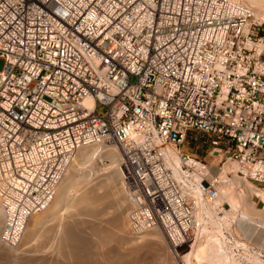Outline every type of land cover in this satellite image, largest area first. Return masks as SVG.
Here are the masks:
<instances>
[{
	"label": "built area",
	"instance_id": "1",
	"mask_svg": "<svg viewBox=\"0 0 264 264\" xmlns=\"http://www.w3.org/2000/svg\"><path fill=\"white\" fill-rule=\"evenodd\" d=\"M260 19L232 0H0L2 245L21 243L77 151L103 144L133 235L160 231L180 263L203 245L264 264L218 202L230 173L183 151L199 133L264 190Z\"/></svg>",
	"mask_w": 264,
	"mask_h": 264
},
{
	"label": "rangeland",
	"instance_id": "2",
	"mask_svg": "<svg viewBox=\"0 0 264 264\" xmlns=\"http://www.w3.org/2000/svg\"><path fill=\"white\" fill-rule=\"evenodd\" d=\"M263 1L261 0L260 3L262 2L261 4H264ZM239 3H243V4L247 5L253 11V13H254V10L260 11L261 15L263 14L262 15L263 18H261L260 20L264 22V8H263L264 6L262 7L261 4H260L261 6H255L254 4L249 2V0H240ZM3 64H4V62L0 61V70H2ZM100 113H102V110L100 111ZM204 142H205V137L203 135L193 132V133L188 135V137L184 143L183 151L187 154H190V155L200 159V160H204L208 163H212L213 166H216L218 168H222L223 164L225 162L223 155L221 153H219L218 155L211 158L209 156V148L206 145V143H204ZM107 147H109V146H107ZM94 157H93L94 158L93 162H91V163H93V166L95 167V171H92L90 169L92 167V165H91V167L89 166L90 163H88L82 159H80L78 161V159L76 158V160H75L76 162L72 161L74 166L72 165L71 167H74V168L69 167V170L66 174L69 176H68V178L66 177V179H65V182L68 181V183L67 184L65 183V185H67L69 188L68 187L66 188V193H65V198H64L65 201L64 202H67L68 199H70L71 197L74 198L73 196H76L77 194H79L81 192L84 193L85 191H87V190H85L87 188L86 185L89 186V185H91L90 183L95 182L97 180V177H98L97 174H99V175L102 174V172L105 169H107V167H108V169H107L108 171L111 169L110 167L112 165L110 166L111 161L109 158H106L105 156H98V157L94 156ZM74 163H76V164H74ZM228 167H231V166L228 165ZM72 170L73 171L75 170V173ZM90 171H92V172H90ZM88 172H90V174ZM236 173L239 177L241 176V174L238 172V170H236ZM77 174H78V177H77ZM96 175H97V177H96ZM228 176H229V178L232 177L231 174ZM80 177H82V178H80ZM74 179H78V180H76V182L79 181V179H80L79 183H81L82 185L74 182ZM228 181H229L228 184L222 188H224L227 191V193H229V198L231 199V203H234L236 205L234 207V210L236 211V214H239V216H240L241 213L245 212V209H244L245 207H243V204H242L243 200L241 199V197L239 195L238 184L232 178L229 179ZM73 182H74V184H73ZM85 182H86V184H85ZM118 182H119V184H118ZM118 182L115 185L109 184L110 186L109 185L104 186V188L102 187L103 189L101 187H100L101 189L98 188L96 193L98 196L100 195L99 197H101V198H102V196L104 197V199H103L104 202L102 199L99 198L98 200L100 202L98 201L95 204L96 206L93 205V209L97 213L94 212L93 214H87L86 215V213L84 211L79 212V209H77V210L74 209L75 212L73 210H72L73 211L72 212L71 209L66 210L65 208H63L61 210L62 213H60V212L55 213L54 216L52 217L53 220L52 219L48 220L46 224L45 223L42 224V226H39L38 229L34 228L33 226L31 227L32 223L31 224L29 223L28 228H31V229L27 233V236L29 233L31 235H33V231H34L33 237L34 236L35 237L33 239L35 242L33 241L32 236H29L30 238L29 237H22V239L24 238V240H21L20 244L22 245L23 248L20 247L21 245L19 244L14 249L8 250V248H7V249H4L5 250L4 251L3 245L0 241V244H1L0 246H2L0 248V251L3 250L0 252V264H23V263L24 264H27V263H29V264H134L135 263L136 264L137 262H138L137 264H181L180 262L175 260L170 248L168 247V245H167L163 235L160 233V231L151 230V231H148L145 234L140 235V236H135L130 232V230L128 228L127 213L129 211V209L131 208V204L129 203V201L126 197V192L123 190L122 184H120L121 181L118 180ZM80 187H81V189H80ZM118 190H120V192ZM56 192H57V190H56ZM69 192L71 195L69 194ZM120 194L122 196L124 195V197H122ZM122 198L125 200L124 202H126V206L124 203H122V200H123ZM259 198L260 197H258V198L254 197L253 198V207L256 209V211L257 210L262 211L263 206H264L261 203V200H260L261 198L260 199ZM126 199H127V201H126ZM105 200H106V202H105ZM250 200H251V197H250ZM65 204H67V203H64V206H65ZM98 204H102V205H98ZM77 206H79V205H77ZM105 206H107V207H105ZM117 207L121 208V213H120L122 216L121 219H118V217L119 218L121 217L120 215L117 216L118 211L117 212L114 211V210H116ZM231 207L233 208V204ZM79 208L83 209L82 206ZM224 208L229 209L226 205H224ZM0 210H1V208H0ZM263 212H264V210H263ZM99 213L101 214V216ZM111 213L114 214L115 216L112 215ZM95 214H97V215H95ZM36 215L38 216V213ZM90 215L95 216V217H92ZM33 216H35V214ZM110 216L113 218H111ZM116 216H117V219L115 218ZM115 220H116V222H115ZM236 221H237V225H238L237 226V229H238L237 232L239 233V235H241L243 237L242 227L244 225L243 224L244 222L242 220H240L239 217H238V219H236ZM2 224H1V226H2ZM247 226L248 225H245L243 228L246 229ZM2 227L0 228L1 229L0 230V236H1ZM94 229H95V231H94ZM73 232H74V234H73ZM67 233L69 235L73 234V236H69ZM24 234H25V231L23 233V236H24ZM156 234L157 235L159 234L160 238H159V236L158 237L154 236ZM257 235H258V237L259 236L264 237V233H262V231H260ZM25 236H26V234H25ZM150 236L151 237L153 236V238L151 239ZM133 237H135L134 240L135 239L143 240L142 242H140V241L138 242V243H140L139 245L137 243H136L137 245L134 244L136 246V248H134V245H131V243H130L131 242L130 239H133ZM154 238H155V240H154ZM30 240H31V242H30ZM148 240H150V241H148ZM71 241L74 242L76 245L77 244L78 245L76 246V245H74V243H72V245H71ZM65 243L70 244V246L66 245ZM250 243H251V245L256 247L252 242H250ZM142 244L143 245L145 244V245L143 246ZM150 244H151V246H150ZM157 244L159 245V247H157ZM25 246H27V248ZM75 246H76V248H79V249H76ZM156 247H157V249H156ZM203 247L204 246L202 245V248ZM4 248H6V247H4ZM60 248H61V250H60ZM73 248H74V250L71 251V249H73ZM256 248H258V247H256ZM19 249L21 250V253H20ZM135 249H136V251H135ZM62 250H64V251H62ZM207 250H208L207 247H204L202 249V251H204V252H202V253L204 255H207L206 254V253H208ZM210 250L214 251L213 249H210ZM260 251H262V250L260 249ZM28 253H29V256L27 255ZM17 254L19 256H16ZM3 255L5 258L3 257ZM66 256H68V257L66 258ZM134 257H135V259H133ZM7 258H9V259L7 260ZM76 259L79 261H77ZM188 263L189 264H212L209 261L200 260L199 258H197L195 260V258L193 257V254H190L189 259H188Z\"/></svg>",
	"mask_w": 264,
	"mask_h": 264
},
{
	"label": "bare ground",
	"instance_id": "3",
	"mask_svg": "<svg viewBox=\"0 0 264 264\" xmlns=\"http://www.w3.org/2000/svg\"><path fill=\"white\" fill-rule=\"evenodd\" d=\"M232 1H234V2H240V0H232ZM260 1L261 0H249V2H251L252 4H254L255 6H261L262 5V7L264 6V4H261L260 3ZM263 1V0H262ZM264 2V1H263ZM261 4V5H260ZM264 8V7H263ZM254 15L256 16V17H258V18H263L262 17V15H261V12L260 11H258V10H254ZM94 156H105L106 158H109L110 159V161H111V164H110V170L108 171L107 169H108V167H107V169H105L103 172H102V174H97L98 175V177H97V175H96V177H97V180L95 181V182H93V183H90L91 185H86L87 186V188L85 189V190H87V191H85L84 193L83 192H81V193H79V194H77L76 196H73L74 198H70V199H68V201L67 202H64L65 200H64V198H65V193H66V188L68 187L67 185H65V183L67 184L68 183V181L67 182H65V179H66V177L68 178V176L69 175H65V177L64 178H62V180H61V182H60V184H59V186H58V189H57V192H56V194H55V197H54V199H53V201L51 202V204L44 210V211H42L40 214L38 213V216L35 214V216H33L32 215V217L28 220V223H27V227H26V230H25V234H26V236H25V234H24V236L23 237H29V236H32V239L35 237H33V235H34V231H33V235H31L30 233V235L28 234V236H27V233L30 231V229L31 228H28V225H29V223L31 224L32 223V225H31V227L33 226L34 228H37L38 229V227L39 226H42V224H46L47 223V221L48 220H51L52 219V217L54 216V214L55 213H57V212H60V213H62L61 212V210L63 209V208H65L66 210H69V209H71V211L73 210L74 212H75V210L74 209H79V212L80 211H84L85 213H86V215L87 214H93L95 211H94V209H93V205H95L99 200V198L100 199H104V197L102 196V198L101 197H99L98 195H97V193H96V191L98 190V188H104V186H107V185H109V184H111V185H115L117 182H118V180H120L121 181V173H120V170H119V165H120V155H119V153H118V151L115 149V148H112V147H107L106 145H103V144H99V145H93V146H87V147H82V148H80L78 151H77V153H76V155H75V157H74V160H73V162H76L75 160H76V158L78 159V161L80 160V159H82V160H84V161H86V162H88V163H90V167H91V165H92V167L90 168L92 171H95V167L93 166V163H91V162H93V159L95 158ZM94 157V158H93ZM81 160V161H82ZM99 160V159H98ZM73 162H72V164L70 165V167L73 165ZM78 163V162H77ZM83 163V162H82ZM74 164H76V163H74ZM99 164V163H98ZM74 166V165H73ZM77 167V166H76ZM85 167V166H84ZM71 168H74V167H71ZM89 169V170H90ZM98 169V168H97ZM88 170V171H89ZM236 170H237V167H235V166H233V167H228L227 165H224L223 166V168H222V174L224 175V177H225V174H228V173H230V174H232V179L238 184V188H239V195H240V197H241V199L243 200V207H245L244 209H245V212H243V213H241L240 214V216H239V214H236V211L234 210V207L236 206L234 203H231V199L229 198V193H227V191L224 189V188H222V187H225V185L223 186H221V188L219 189V199H218V202H220V203H222V204H224V205H226L229 209L228 210H226V216H228V217H230V218H232V220L234 221V222H236L237 223V221H236V219H238V217H239V219L240 220H242L244 223V225H243V227L245 226V225H248L247 226V228L246 229H244L243 227H242V231H243V237H241V239L242 240H244V241H247V242H251L252 241V239L255 237V236H257V234L260 232V231H263L264 232V212H263V210H264V206H263V209H262V211L261 210H257L256 211V209L255 208H253V198L254 197H260L259 199L263 202V205H264V190L263 189H260V188H258V187H256L255 185H253V184H251L249 181H247L246 179H244V178H242V177H239L237 174H236ZM71 171V170H70ZM73 171V170H72ZM92 171H90V172H92ZM74 173H75V170L73 171ZM90 172H88L89 174H90ZM100 173V172H99ZM70 174V173H69ZM82 176V175H81ZM101 176V177H100ZM77 177H78V174H77ZM93 177V176H92ZM91 177V178H92ZM95 177V176H94ZM100 177V178H99ZM80 178H82V177H80ZM88 178V177H87ZM84 179V178H83ZM69 180V179H68ZM73 180V179H72ZM76 180H78V179H74V182H76ZM85 180V179H84ZM83 180V181H84ZM89 180V179H88ZM225 180H227V179H225ZM91 181V180H90ZM72 182V181H71ZM70 182V183H71ZM74 182H73V184H74ZM80 182V179H79V181H77L76 183L78 184ZM87 182V181H86ZM86 182H85V184H86ZM79 184H81V183H79ZM118 184H119V182H118ZM121 184V183H120ZM71 185V184H70ZM82 185V184H81ZM77 186V185H76ZM95 186V187H94ZM110 186V185H109ZM117 186V185H116ZM74 187V186H73ZM78 187V186H77ZM85 187V186H84ZM118 187V186H117ZM120 187V186H119ZM69 188V187H68ZM72 188V187H71ZM100 188V189H101ZM102 188V189H103ZM110 188V187H109ZM77 189V188H76ZM80 189H81V187H80ZM117 189V188H116ZM115 189V190H116ZM121 190V189H120ZM120 190H118L119 192H120ZM124 190V189H123ZM68 191V190H67ZM84 191V190H83ZM114 191V190H113ZM76 192V191H75ZM122 192V191H121ZM72 193V192H71ZM77 193V192H76ZM108 193V192H107ZM117 193V192H116ZM123 193V192H122ZM69 194H70V192H69ZM71 195V194H70ZM106 195V194H105ZM104 195V196H105ZM108 195V194H107ZM121 195V194H120ZM69 196V195H68ZM110 196V195H109ZM122 196V195H121ZM120 196V197H121ZM67 197V196H66ZM70 197V196H69ZM78 197V198H77ZM122 197H124V195L122 196ZM250 197H251V200H250ZM109 198V197H108ZM114 199V198H113ZM123 199V198H122ZM119 200V199H118ZM121 200V199H120ZM125 200L123 199L122 200V203H124L125 204V206H126V202H124ZM126 201H127V199H126ZM100 202V201H99ZM103 202H104V200H103ZM105 202H106V200H105ZM116 202V201H115ZM64 203H67V204H65V206H64ZM112 203V202H111ZM114 203V202H113ZM116 204V203H115ZM232 204H233V208L231 207L232 206ZM252 204V205H251ZM77 205H79V206H77ZM98 205H102V204H98ZM123 205V204H122ZM82 206V208L83 209H80L79 207H81ZM96 206V205H95ZM114 206V205H113ZM124 206V205H123ZM105 207H107V206H105ZM110 207V206H109ZM112 207V206H111ZM99 208V207H98ZM115 208V207H114ZM108 209V208H107ZM125 209V208H124ZM72 211V212H73ZM114 211H118V215L117 216H121V208L120 207H117L116 208V210H114ZM110 212V211H109ZM84 213V214H85ZM95 213H97V212H95ZM123 213V212H122ZM83 214V213H82ZM100 214V213H99ZM98 214V215H99ZM112 214V213H111ZM232 214V215H231ZM95 215H97V214H95ZM112 215H114V214H112ZM90 216H92V215H90ZM100 216H101V214H100ZM104 216V215H103ZM115 216V215H114ZM117 216L115 217L116 219H117ZM36 217V218H35ZM89 217V216H88ZM92 217H95V216H92ZM91 217V218H92ZM111 217V216H110ZM227 217V218H228ZM50 218V219H49ZM97 218V217H96ZM101 218V217H100ZM111 218H113V217H111ZM122 218V216L119 218L118 217V219H121ZM250 218V219H249ZM53 220V219H52ZM99 220V219H98ZM111 220V219H110ZM119 221V220H118ZM117 221V222H118ZM115 222H116V220H115ZM3 214H2V212H1V210H0V228L3 226ZM121 223V222H120ZM1 224H2V226H1ZM118 224V223H117ZM114 226V225H113ZM119 226V225H118ZM207 227L206 226H204L203 228H202V230H203V232H205L207 229H206ZM1 230V229H0ZM33 230V229H32ZM238 230V229H237ZM94 231H95V229H94ZM98 231V230H97ZM119 231V230H118ZM157 231V230H156ZM49 233V232H48ZM37 234V233H36ZM40 234V233H39ZM43 234V233H42ZM68 234V233H67ZM73 234H74V232H73ZM73 234H68L69 236H73ZM99 234V233H98ZM44 235V234H43ZM81 235V234H80ZM129 235V234H128ZM68 236V237H69ZM154 236H159V234L157 235H154ZM151 237V236H150ZM156 237V238H157ZM30 238V237H29ZM28 238V239H29ZM71 238V237H70ZM134 238L135 237H133V239H130L131 240V245H139L140 243H138L139 241L140 242H142L143 240H137V239H135L134 240ZM148 238V237H147ZM153 238V236L151 237V239ZM159 238H160V236H159ZM158 238V239H159ZM36 239V238H35ZM76 239V238H75ZM140 239V238H139ZM150 239V238H149ZM22 240H24V238L22 239ZM37 240V239H36ZM63 240V239H62ZM154 240H155V238H154ZM153 240V241H154ZM33 241H34V239H33ZM148 241H150V240H148ZM147 241V242H148ZM264 241V240H263ZM23 242V241H22ZM26 242V241H25ZM30 242H31V240H30ZM35 242V241H34ZM65 242V241H64ZM152 242V241H151ZM160 242V241H159ZM62 243V242H61ZM68 243V242H67ZM70 243V242H69ZM72 243H74V242H72L71 241V245H72ZM137 243V244H136ZM153 243V242H152ZM155 243V242H154ZM27 244V243H26ZM35 244V243H34ZM66 244V243H65ZM1 245V244H0ZM21 245V244H20ZM28 245V244H27ZM32 245V244H31ZM64 245V244H63ZM66 245H69L70 246V244H66ZM74 245H76L75 243H74ZM78 245V244H77ZM76 245V246H77ZM134 245V248H136V246ZM143 245V244H142ZM145 245V244H144ZM143 245V246H144ZM76 246H75V248H76ZM150 246H151V244H150ZM156 246V245H155ZM2 246H0V248H1ZM20 247H22V245L20 246ZM26 248H27V246H25ZM133 247V246H132ZM157 247H159V245L157 244ZM157 247H156V249H157ZM161 247V246H160ZM23 248V247H22ZM29 248V247H28ZM138 248V247H137ZM140 248V247H139ZM146 248V247H145ZM154 248V247H153ZM204 248V247H203ZM202 245L200 246H196L194 249H192L188 254H186L185 255V257L183 258V260H182V262H181V264H189L188 263V259H189V256H190V254H193V257L195 258V260L197 259V258H199L200 260H205V261H209V262H211L212 264H231L230 262H228V258H226V257H220V256H218L217 254H214V255H211V254H209V253H206L207 255H204L202 252H204V251H202ZM4 249H7V248H4V246H3V250ZM21 249V248H20ZM19 249V250H20ZM25 249V248H24ZM76 249H79V248H76ZM141 249V248H140ZM210 249H212V248H210ZM210 249H208L207 251H209ZM215 249V248H214ZM3 250H1V251H3ZM9 250V249H8ZM26 250V249H25ZM30 250V249H29ZM28 250V251H29ZM60 250H61V248H60ZM68 250V249H67ZM72 250H74V248L73 249H71V251ZM0 251V252H1ZM5 251V250H4ZM18 251V250H17ZM27 251V250H26ZM62 251H64V250H62ZM85 251V250H84ZM135 251H136V249H135ZM143 251V250H142ZM70 252V251H69ZM12 253V252H11ZM16 253V252H15ZM20 253H21V250H20ZM55 253V252H54ZM141 253V252H140ZM143 253V252H142ZM2 254V253H1ZM7 254V253H6ZM5 254V255H6ZM14 254V253H13ZM138 254V253H137ZM209 254V255H208ZM8 255V254H7ZM23 255V254H22ZM21 255V256H22ZM28 256H29V253L27 254ZM26 255V256H27ZM139 255V254H138ZM142 255V254H141ZM140 255V256H141ZM16 256H19L18 254L16 255ZM74 256V255H73ZM83 256V255H82ZM137 256V255H136ZM3 257H4V255H3ZM8 257V256H7ZM25 257V256H24ZM65 257V256H64ZM68 256H66V258H67ZM80 257V256H79ZM5 258V257H4ZM17 258V257H16ZM27 258V257H26ZM25 258V259H26ZM61 258V257H60ZM63 258V257H62ZM65 258V259H66ZM106 258V257H105ZM141 258V257H140ZM9 258H7V260H8ZM18 259V258H17ZM73 259V258H72ZM120 259V258H119ZM133 259H135V257L133 258ZM16 260V259H15ZM77 260V259H76ZM124 260V259H123ZM126 260V259H125ZM137 260V259H136ZM142 260V259H141ZM29 261V260H28ZM27 261V262H28ZM77 261H79V260H77ZM134 261V260H133ZM18 262V261H17ZM22 262V261H21ZM20 262V263H21ZM19 263V262H18ZM138 263V262H137ZM136 263V264H137ZM24 264V263H23ZM27 264H29V263H27ZM135 264V263H134Z\"/></svg>",
	"mask_w": 264,
	"mask_h": 264
},
{
	"label": "crops",
	"instance_id": "4",
	"mask_svg": "<svg viewBox=\"0 0 264 264\" xmlns=\"http://www.w3.org/2000/svg\"><path fill=\"white\" fill-rule=\"evenodd\" d=\"M252 205V204H251ZM254 208V207H253ZM262 233H264L263 231H262ZM264 237H262V236H259L258 237V235L257 236H255L253 239H252V243L256 246V247H258L259 249H261L263 252H264Z\"/></svg>",
	"mask_w": 264,
	"mask_h": 264
}]
</instances>
